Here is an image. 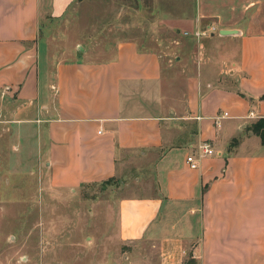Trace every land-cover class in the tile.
Segmentation results:
<instances>
[{
    "label": "crops",
    "instance_id": "1",
    "mask_svg": "<svg viewBox=\"0 0 264 264\" xmlns=\"http://www.w3.org/2000/svg\"><path fill=\"white\" fill-rule=\"evenodd\" d=\"M76 1L0 0V115L32 133L44 191L109 182L116 243L159 264H264V0H134L102 56L51 60L42 25Z\"/></svg>",
    "mask_w": 264,
    "mask_h": 264
},
{
    "label": "rangeland",
    "instance_id": "2",
    "mask_svg": "<svg viewBox=\"0 0 264 264\" xmlns=\"http://www.w3.org/2000/svg\"><path fill=\"white\" fill-rule=\"evenodd\" d=\"M136 3L77 0L60 21L43 23L39 39L51 60H75L85 42L91 55L102 56L115 25L146 14L144 7L143 14L137 11ZM5 105L6 115H0V264H159L161 246L116 243L115 192L103 189L109 182L76 192L44 191L47 173L34 137L10 121V105ZM127 252L130 261L124 259Z\"/></svg>",
    "mask_w": 264,
    "mask_h": 264
},
{
    "label": "built area",
    "instance_id": "3",
    "mask_svg": "<svg viewBox=\"0 0 264 264\" xmlns=\"http://www.w3.org/2000/svg\"><path fill=\"white\" fill-rule=\"evenodd\" d=\"M216 32V29L214 27H210L207 30L204 31H196L194 33V36L198 39L200 37L208 36L210 33ZM228 115L227 113H223L222 116L215 117L213 120L215 122V125L219 126L220 121L224 118H226ZM252 117L253 114H250ZM215 154L214 149L212 148L211 144L208 142H202L200 143L193 151L186 157V164L188 167L192 170L198 169L199 161L202 158L205 157H211Z\"/></svg>",
    "mask_w": 264,
    "mask_h": 264
},
{
    "label": "trees",
    "instance_id": "4",
    "mask_svg": "<svg viewBox=\"0 0 264 264\" xmlns=\"http://www.w3.org/2000/svg\"><path fill=\"white\" fill-rule=\"evenodd\" d=\"M262 99H264V95L262 96ZM251 132L257 135L264 144V118L259 119L251 126ZM234 143H236V141H234ZM187 264H193V261H188Z\"/></svg>",
    "mask_w": 264,
    "mask_h": 264
},
{
    "label": "water",
    "instance_id": "5",
    "mask_svg": "<svg viewBox=\"0 0 264 264\" xmlns=\"http://www.w3.org/2000/svg\"><path fill=\"white\" fill-rule=\"evenodd\" d=\"M235 31H222V34H230V33H233ZM80 50H82V48H80Z\"/></svg>",
    "mask_w": 264,
    "mask_h": 264
}]
</instances>
